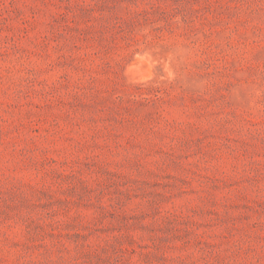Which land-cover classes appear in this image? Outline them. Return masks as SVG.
<instances>
[{
  "label": "rangeland",
  "instance_id": "1",
  "mask_svg": "<svg viewBox=\"0 0 264 264\" xmlns=\"http://www.w3.org/2000/svg\"><path fill=\"white\" fill-rule=\"evenodd\" d=\"M0 264H264V0H0Z\"/></svg>",
  "mask_w": 264,
  "mask_h": 264
}]
</instances>
